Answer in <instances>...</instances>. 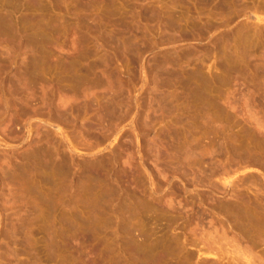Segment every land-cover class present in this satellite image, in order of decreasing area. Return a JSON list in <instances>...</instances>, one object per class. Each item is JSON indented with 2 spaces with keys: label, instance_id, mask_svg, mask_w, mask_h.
<instances>
[{
  "label": "rangeland",
  "instance_id": "rangeland-1",
  "mask_svg": "<svg viewBox=\"0 0 264 264\" xmlns=\"http://www.w3.org/2000/svg\"><path fill=\"white\" fill-rule=\"evenodd\" d=\"M257 27L264 0H0V264H241Z\"/></svg>",
  "mask_w": 264,
  "mask_h": 264
},
{
  "label": "bare ground",
  "instance_id": "bare-ground-1",
  "mask_svg": "<svg viewBox=\"0 0 264 264\" xmlns=\"http://www.w3.org/2000/svg\"><path fill=\"white\" fill-rule=\"evenodd\" d=\"M251 38H252V40L256 39V43L250 45L251 48H249V49L247 47H244V48L250 50L249 52H251V53L253 52V56H252L253 60H251V61H253V68L251 69V77H250L252 81L250 80V82L254 83V81L256 80L255 82H257V83H254V86L255 85L257 86L255 88L257 90L259 88L261 89V86L264 85V29L262 30L259 27H257L256 29H253L252 34H251ZM252 40H251V43L253 42ZM258 47H261L260 48L261 51H260L259 55L256 54ZM244 48H243V50H244ZM243 50L239 52V54H240L239 60L243 59V53H244ZM246 54H247V52H246ZM254 78H255V80H254ZM251 85H250V87H251ZM253 89H254V87H253ZM252 90H251V92H252ZM251 94H252L251 96H253V93H251ZM258 119L259 118H257V120ZM257 120H256V122H257ZM257 124H259V121ZM257 124H255V126ZM259 126H261V125H259ZM259 126L257 128H259ZM244 129L247 130V128H244ZM242 131H243V129H242ZM247 131H249L251 133L250 128ZM252 131H253V129H252ZM245 132H243V133L245 134ZM260 132L257 131V133H259L258 135L257 134L255 135L252 133L254 135V138H253L254 141L256 140V147L261 142L260 139L262 138L261 137L262 135L260 136ZM262 133H263V131H262ZM240 136H241V134H240ZM263 138H264V136H263ZM254 141L252 142L253 144H255ZM224 143H226V142H224ZM224 143H223V145H224ZM261 144H263V143L261 142ZM261 144L258 146H261ZM243 148H241V150ZM253 148H255V146ZM228 149L231 150L232 148H228ZM251 149H250V151H251ZM232 151H233V149H232ZM232 151H231V153H232ZM250 151H248V149H247L246 152H240L239 155L238 154L237 155L239 156V159H241V160L247 159V161L252 162L253 165L254 164H256L258 166H260V164L264 165L262 163L263 161H261V157H260L261 153L259 152L260 154H258L255 150H254V152H252L253 150L251 152ZM233 155H235V154H233ZM229 184H230V182H229ZM231 185H232V183H231ZM233 186L234 185H232V187ZM232 193H234V192H232ZM252 193H253V197H254V198L252 197L253 199H251V197H247L246 196L247 194L246 195L240 194L239 197H237V198L233 197V198H230V200H228V201H224L225 202L224 204L221 203L222 204L221 205L222 211L226 215L224 217H227L229 224H231L230 229L235 231V235L238 238L240 246L236 245L237 246L236 247V246H233V244H231V239L229 241L228 240L229 237L226 236V233L225 234L223 233L224 229H222L223 234L221 233L222 234L221 236L223 237V240L228 237L227 243L229 244V246L231 245L230 247H236L238 249L236 252L239 254L238 256H235V254H236L235 252H234L235 254H233V253H231V254L234 255L236 257V260H239L241 264L242 263H245V264H264V194L260 188H258L257 192H252ZM233 196H234V194H233ZM213 232H215V230ZM229 233H230V231H229ZM229 233H227V234H229ZM231 234L233 235L234 233L232 232ZM213 235L212 236L210 235L211 236L210 237L211 244L206 245L207 248H205V250L210 252V254H212V255L215 254V256L217 253V255H218L217 258H219V254L221 252H223L222 254H224L226 250L225 251L223 250L222 245L221 246L217 245L218 240L220 241V238H222V237L219 234L218 235L213 234ZM215 235H216V237L219 236V237H217L219 239H216ZM234 236H232V238H234ZM236 240L237 239H235L234 241H236ZM232 241H233V239H232ZM238 241H237V243H238ZM243 242H245L244 245L242 244ZM215 244L217 245L215 247H218V250H220L219 254L217 252L218 251L217 249H215V251L217 250L216 252L213 250L215 248V247H213V245H215ZM228 253L230 254V251ZM220 256H221V254H220ZM223 256H222V260H223ZM228 257H230V256H228ZM235 257L233 259H235ZM220 259H221V257H220ZM230 259H231V257H230ZM230 259H227V260H230ZM241 260L244 262H241ZM213 262H216V260ZM217 262H216V264H217ZM236 262L233 264L238 263V262L237 263ZM219 263H221V262H219Z\"/></svg>",
  "mask_w": 264,
  "mask_h": 264
}]
</instances>
